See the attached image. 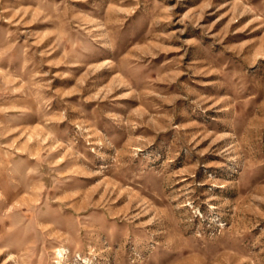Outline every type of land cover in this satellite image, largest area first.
Here are the masks:
<instances>
[{
  "label": "rangeland",
  "instance_id": "1",
  "mask_svg": "<svg viewBox=\"0 0 264 264\" xmlns=\"http://www.w3.org/2000/svg\"><path fill=\"white\" fill-rule=\"evenodd\" d=\"M0 264H264V0H0Z\"/></svg>",
  "mask_w": 264,
  "mask_h": 264
}]
</instances>
